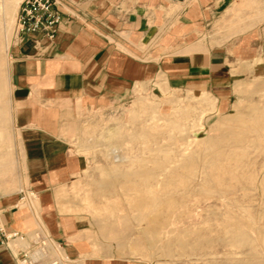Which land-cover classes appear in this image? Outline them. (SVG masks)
Segmentation results:
<instances>
[{
	"label": "crops",
	"instance_id": "crops-1",
	"mask_svg": "<svg viewBox=\"0 0 264 264\" xmlns=\"http://www.w3.org/2000/svg\"><path fill=\"white\" fill-rule=\"evenodd\" d=\"M57 7L54 39L13 34L0 56L16 184L38 199L36 208L29 197L0 195L5 228L18 233L0 242V264H20L44 239L40 264H119L90 256L89 229L58 206L59 192L86 165L72 140L82 137L87 112L159 74L217 95L229 88L232 103L236 91L264 89V0H57Z\"/></svg>",
	"mask_w": 264,
	"mask_h": 264
},
{
	"label": "rangeland",
	"instance_id": "rangeland-1",
	"mask_svg": "<svg viewBox=\"0 0 264 264\" xmlns=\"http://www.w3.org/2000/svg\"><path fill=\"white\" fill-rule=\"evenodd\" d=\"M5 2L0 56L19 8L5 11ZM237 94L232 103L229 88L217 95L159 74L89 109L82 137L72 140L86 165L59 192L58 206L89 229L90 256L119 264H264V89ZM0 119V181L7 183L0 195L29 197L38 208L36 191L16 184L4 107ZM142 169V185L123 175ZM109 173L112 184L102 186ZM140 195L153 197L151 209L132 201Z\"/></svg>",
	"mask_w": 264,
	"mask_h": 264
},
{
	"label": "built area",
	"instance_id": "built-area-1",
	"mask_svg": "<svg viewBox=\"0 0 264 264\" xmlns=\"http://www.w3.org/2000/svg\"><path fill=\"white\" fill-rule=\"evenodd\" d=\"M62 22V13L57 7V0H22L19 4L15 22V36L19 41L25 36L44 34L48 39H54ZM17 232H8L0 212V242L7 243L17 237ZM48 240H40L37 248L31 253H24L20 264H40L45 262L48 253ZM61 263L59 259H49L46 264Z\"/></svg>",
	"mask_w": 264,
	"mask_h": 264
},
{
	"label": "bare ground",
	"instance_id": "bare-ground-1",
	"mask_svg": "<svg viewBox=\"0 0 264 264\" xmlns=\"http://www.w3.org/2000/svg\"><path fill=\"white\" fill-rule=\"evenodd\" d=\"M19 3H20V0H6L5 5H4V8L6 9L5 11L14 12L16 10V8L18 7ZM3 11H4V9L2 7H0V14H2ZM146 172H147V170H146ZM109 174L110 175H109L108 178H106V179H104L103 181L100 182V184L102 186H104V185H111L112 184V181H113V177H112L113 176V173H109ZM145 174H146L145 171L142 169L141 171H138V172H134V173H124L123 175H124V177H125L126 180L128 178H132V177L136 178L137 177L138 181L142 185V184H144V181H145V178H146V175ZM147 177H149L148 174H147ZM97 186H98V184H97ZM102 189H103V187H102ZM97 193H98V191H97ZM152 199H153V197L151 195L150 196L140 195L138 198H136V199H134L132 201L135 202L136 205L141 206L142 209H151L152 208V203H153L152 202ZM54 259H56V258H54ZM50 264H54V263H50ZM57 264H63V263H59L58 262Z\"/></svg>",
	"mask_w": 264,
	"mask_h": 264
}]
</instances>
